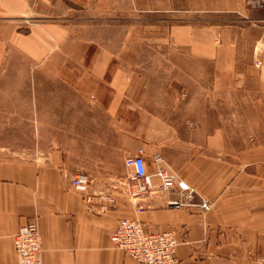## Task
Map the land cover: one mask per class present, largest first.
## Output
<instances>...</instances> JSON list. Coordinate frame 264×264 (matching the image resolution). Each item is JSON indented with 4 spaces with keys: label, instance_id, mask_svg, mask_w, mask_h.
Returning a JSON list of instances; mask_svg holds the SVG:
<instances>
[{
    "label": "crops",
    "instance_id": "1",
    "mask_svg": "<svg viewBox=\"0 0 264 264\" xmlns=\"http://www.w3.org/2000/svg\"><path fill=\"white\" fill-rule=\"evenodd\" d=\"M263 31L264 7L248 0H0V64L13 50L48 79H78L122 129V163L127 154L149 159L160 152L213 201L199 212L169 206L159 191L133 196L124 163L106 173L111 181L82 193L71 179L86 173L71 168L59 150L0 156V264H18L13 234L33 216L42 264H144L110 238L121 217L140 220L148 231L172 230L180 264H264V134L200 135L159 116L144 98L137 69L151 48L159 54L169 48L207 74L214 95L254 87L261 102Z\"/></svg>",
    "mask_w": 264,
    "mask_h": 264
},
{
    "label": "rangeland",
    "instance_id": "2",
    "mask_svg": "<svg viewBox=\"0 0 264 264\" xmlns=\"http://www.w3.org/2000/svg\"><path fill=\"white\" fill-rule=\"evenodd\" d=\"M243 37L246 43L252 38L249 32ZM162 51L151 48L137 67L145 79L144 98L159 116L182 121L200 135L216 129L264 134V98L256 101L254 87L214 95L207 74L195 72L193 63L169 48ZM92 100L78 79H48L20 53L9 51L0 64V156L59 150L71 168L88 174L89 189L111 181L106 173L123 165L122 129L118 132Z\"/></svg>",
    "mask_w": 264,
    "mask_h": 264
},
{
    "label": "built area",
    "instance_id": "3",
    "mask_svg": "<svg viewBox=\"0 0 264 264\" xmlns=\"http://www.w3.org/2000/svg\"><path fill=\"white\" fill-rule=\"evenodd\" d=\"M248 3L252 8L264 7V0H248ZM123 163L129 170L127 176L131 183L128 184L127 191L131 195L159 191L166 195V204L169 206L193 208L199 212L211 209L213 201L200 195L194 186L167 164L160 152L153 153L149 159L140 153L127 154ZM148 164L153 169L149 170ZM153 178L158 180L157 183H154ZM89 182L88 175L83 173H76L71 179V184L77 191L87 194ZM169 192H173L174 196L169 197ZM100 198L112 200L108 195ZM105 209L102 206L101 210ZM110 238L117 248L137 262L180 264L174 253L178 241L172 230L148 231L140 220L121 217ZM13 243L18 264H42L43 248L37 216L19 226L13 234Z\"/></svg>",
    "mask_w": 264,
    "mask_h": 264
}]
</instances>
